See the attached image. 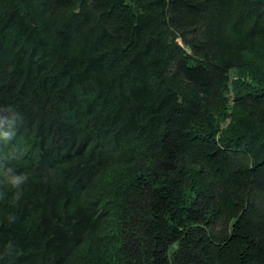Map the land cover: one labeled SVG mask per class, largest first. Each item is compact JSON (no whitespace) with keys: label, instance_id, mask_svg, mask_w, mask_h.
<instances>
[{"label":"trees","instance_id":"16d2710c","mask_svg":"<svg viewBox=\"0 0 264 264\" xmlns=\"http://www.w3.org/2000/svg\"><path fill=\"white\" fill-rule=\"evenodd\" d=\"M0 264H264V0H0Z\"/></svg>","mask_w":264,"mask_h":264},{"label":"clouds","instance_id":"9594fccd","mask_svg":"<svg viewBox=\"0 0 264 264\" xmlns=\"http://www.w3.org/2000/svg\"><path fill=\"white\" fill-rule=\"evenodd\" d=\"M23 177L22 176H16L15 178H14V183H19L20 182V180L22 179Z\"/></svg>","mask_w":264,"mask_h":264}]
</instances>
